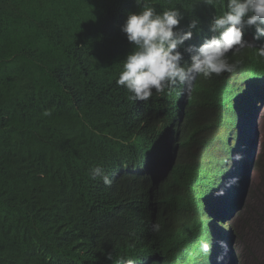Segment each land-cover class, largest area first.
<instances>
[{
  "label": "trees",
  "instance_id": "16d2710c",
  "mask_svg": "<svg viewBox=\"0 0 264 264\" xmlns=\"http://www.w3.org/2000/svg\"><path fill=\"white\" fill-rule=\"evenodd\" d=\"M146 2L192 16L180 30L199 20L186 44L213 34L214 0ZM140 8L135 0H0V264H46L30 256L39 251L57 264H116L141 253L142 206L129 203L155 183L165 137L156 117L166 105L156 92L133 102L115 83L132 50L121 25ZM97 166L120 176L86 194ZM256 172L243 212L257 228L264 224L255 204H264V146Z\"/></svg>",
  "mask_w": 264,
  "mask_h": 264
},
{
  "label": "clouds",
  "instance_id": "9594fccd",
  "mask_svg": "<svg viewBox=\"0 0 264 264\" xmlns=\"http://www.w3.org/2000/svg\"><path fill=\"white\" fill-rule=\"evenodd\" d=\"M214 1L218 10L209 18L213 34H202L191 44L185 41L199 20L192 19L187 30L178 29L181 20L192 16L177 8L157 12L146 0H135L140 10L129 13L121 25L132 50L122 61L116 85L133 102L162 93L166 111L156 117L165 137L154 162L155 183L129 203L142 206L141 253L116 264H240L229 219L235 222L250 196L248 178L264 120V115L259 119L264 108V0ZM249 47L254 49L251 54L239 53ZM246 122L250 143L244 150ZM226 146L228 151H223ZM233 170L242 180L223 194L224 179ZM88 174L94 181L86 194L120 176L99 166ZM150 191L152 201L146 197ZM200 194L207 196L205 208ZM115 198L116 209L122 210L123 190ZM32 253L46 264H57L46 253Z\"/></svg>",
  "mask_w": 264,
  "mask_h": 264
},
{
  "label": "rangeland",
  "instance_id": "374dc122",
  "mask_svg": "<svg viewBox=\"0 0 264 264\" xmlns=\"http://www.w3.org/2000/svg\"><path fill=\"white\" fill-rule=\"evenodd\" d=\"M261 129V139H264V120ZM223 151H228V147L226 146ZM256 174L257 172L250 173L251 176L248 178V184L250 185L251 183L252 188H254L256 183L258 184L259 182ZM239 203L240 201H238V204ZM255 204L259 205L264 211V204H261L260 202H255ZM246 219V215L242 211L240 216L238 215L235 218L234 222V229L237 235V245L240 250V264H264V224L256 228V226L254 227L252 223L248 222ZM238 233L242 235L241 239L239 238Z\"/></svg>",
  "mask_w": 264,
  "mask_h": 264
},
{
  "label": "water",
  "instance_id": "95a60500",
  "mask_svg": "<svg viewBox=\"0 0 264 264\" xmlns=\"http://www.w3.org/2000/svg\"><path fill=\"white\" fill-rule=\"evenodd\" d=\"M249 127H250V124L246 122L245 125H244V132H243V134H244V143H243L244 150L247 149V148L249 149V143H250L249 135H248ZM240 176L241 175H239V173H237L235 170L230 171V174L224 179V183L222 184V188H221L222 193L225 194V192L229 188V185H232L233 183H235L236 181H238V179H239ZM135 177L137 178V174L135 175ZM146 197L150 201H152V193H151V191H150V195H147ZM198 197H200L202 199L201 200L202 203H204L207 200V196H204L202 194H200ZM205 203L201 205L203 208H205V206H206Z\"/></svg>",
  "mask_w": 264,
  "mask_h": 264
},
{
  "label": "built area",
  "instance_id": "2783aa9c",
  "mask_svg": "<svg viewBox=\"0 0 264 264\" xmlns=\"http://www.w3.org/2000/svg\"><path fill=\"white\" fill-rule=\"evenodd\" d=\"M264 115V109H262V111L259 113V119L261 120L262 116ZM261 128V127H260ZM261 134H262V129H259V132H258V136H257V145H256V155L254 157L255 161L254 163H252V173H256L257 171V165H258V159L260 158V153H261V150H262V140L261 139ZM232 219L230 218L229 219V223L232 224V227L234 228V222L231 223ZM234 245V251L236 253V257L240 260L241 257H240V250H239V247L237 245V243H233Z\"/></svg>",
  "mask_w": 264,
  "mask_h": 264
},
{
  "label": "bare ground",
  "instance_id": "6f19581e",
  "mask_svg": "<svg viewBox=\"0 0 264 264\" xmlns=\"http://www.w3.org/2000/svg\"><path fill=\"white\" fill-rule=\"evenodd\" d=\"M242 179H239V182L241 181ZM211 184H216V183H211ZM231 197V196H230ZM230 197L228 199H230ZM227 199V200H228ZM227 200H223L222 203H225Z\"/></svg>",
  "mask_w": 264,
  "mask_h": 264
}]
</instances>
